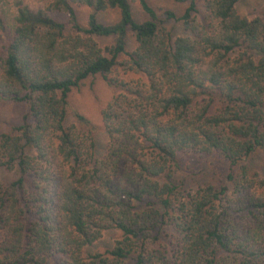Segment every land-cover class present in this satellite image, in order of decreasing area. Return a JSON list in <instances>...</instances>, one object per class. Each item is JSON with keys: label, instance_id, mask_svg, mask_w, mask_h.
<instances>
[{"label": "trees", "instance_id": "trees-1", "mask_svg": "<svg viewBox=\"0 0 264 264\" xmlns=\"http://www.w3.org/2000/svg\"><path fill=\"white\" fill-rule=\"evenodd\" d=\"M9 1L0 102L27 112L0 134V170L16 173L0 182V264H264V177L249 166L264 153V16H242L243 0H172L185 11L165 18L139 0L142 20L132 0L37 11L14 0L10 32ZM110 11L119 18L106 24ZM171 20L189 34L176 37ZM96 76L119 90L102 111V156L85 116L68 124L70 93ZM191 154L225 166V181L180 188L178 161ZM113 229L112 249L85 256Z\"/></svg>", "mask_w": 264, "mask_h": 264}, {"label": "rangeland", "instance_id": "rangeland-1", "mask_svg": "<svg viewBox=\"0 0 264 264\" xmlns=\"http://www.w3.org/2000/svg\"><path fill=\"white\" fill-rule=\"evenodd\" d=\"M149 4L165 18L167 12H174L177 16H182L186 6L177 4L172 0H148ZM26 5L32 10L46 9L49 5L48 0H25ZM136 17L143 19L140 10L139 0H132ZM14 0H10L2 7V16L5 19L6 27L11 32L14 28L17 16V8ZM238 11L242 16L250 19L257 15L264 16V0H243L238 5ZM89 12L87 9H80L79 17L81 22L86 24ZM52 16L62 22H66L65 15L60 13H52ZM119 16L117 12H108L100 16V20L106 24L115 23ZM165 27L173 32L176 37L186 36L189 33L185 30L182 22L174 20L167 21ZM101 48L111 47L114 42L112 39L96 38ZM7 42V38L2 29H0V56L3 53V46ZM132 42V41H131ZM135 45L130 43L129 50L133 51ZM127 59L125 56L122 60ZM113 76L123 77L127 80H137L139 76H125L122 69H118ZM119 90L110 86L101 76L91 77L85 80L80 87L75 88L69 95L68 101L72 113L69 114L68 124L76 123L75 111L85 116L96 128L95 141L98 146L100 156L105 154L106 147L109 142L107 132L104 127L102 111L118 94ZM27 112L25 104L12 102H0V134L5 132L10 125H19L22 123L23 117ZM97 153V155H98ZM98 155V156H99ZM179 165L176 169L175 179L180 188L187 192H194L201 185L211 183L218 185L225 181L227 168L220 163L209 160L204 156L187 155L180 156ZM252 176L264 177V153L255 154L249 161ZM16 173H10L0 170V182L8 183L15 179ZM122 239V234L118 230H108L104 232L102 238L94 245L85 249V256L93 255L97 252H105L112 249L118 240Z\"/></svg>", "mask_w": 264, "mask_h": 264}]
</instances>
